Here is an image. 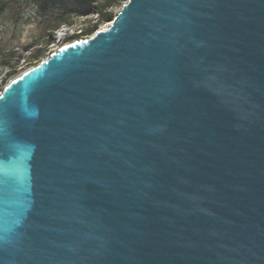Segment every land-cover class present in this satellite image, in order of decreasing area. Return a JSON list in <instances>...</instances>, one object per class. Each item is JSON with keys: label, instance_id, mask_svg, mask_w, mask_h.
Returning a JSON list of instances; mask_svg holds the SVG:
<instances>
[{"label": "water", "instance_id": "obj_1", "mask_svg": "<svg viewBox=\"0 0 264 264\" xmlns=\"http://www.w3.org/2000/svg\"><path fill=\"white\" fill-rule=\"evenodd\" d=\"M0 264H264V0H126L12 77Z\"/></svg>", "mask_w": 264, "mask_h": 264}, {"label": "rangeland", "instance_id": "obj_2", "mask_svg": "<svg viewBox=\"0 0 264 264\" xmlns=\"http://www.w3.org/2000/svg\"><path fill=\"white\" fill-rule=\"evenodd\" d=\"M119 6L114 7L115 12ZM17 9L9 6L0 18V49H12L19 55L17 68H23L35 65L40 59L46 57L50 49L53 47L56 28L52 35L49 36L47 20L53 24L54 19L51 16V8H47L44 13L34 6H23L17 17ZM17 17V18H16ZM75 18V17H74ZM73 18L72 22L75 20ZM109 22V21H108ZM108 22L100 23L101 27ZM92 33V32H91ZM56 44V42H55ZM37 48L44 50L41 57L36 61H28V57L35 52ZM8 67L0 65V85L5 84L4 79ZM6 81V82H7Z\"/></svg>", "mask_w": 264, "mask_h": 264}, {"label": "trees", "instance_id": "obj_3", "mask_svg": "<svg viewBox=\"0 0 264 264\" xmlns=\"http://www.w3.org/2000/svg\"><path fill=\"white\" fill-rule=\"evenodd\" d=\"M124 1L126 0H0V18L9 6L17 9V17L24 5L34 6L41 13H44L50 7L54 22L52 24L50 20H47L46 27H48L49 36H51L56 28L64 24H70L74 17L96 13L98 14L97 21L85 30L86 34H90L100 23L110 21L114 16L112 9L120 6ZM43 52L42 48H37L27 60L37 61ZM18 59L19 55L14 50L0 49V65L8 67L4 79L11 78L17 72ZM4 81L6 83L7 80ZM3 86L0 85V91Z\"/></svg>", "mask_w": 264, "mask_h": 264}, {"label": "built area", "instance_id": "obj_4", "mask_svg": "<svg viewBox=\"0 0 264 264\" xmlns=\"http://www.w3.org/2000/svg\"><path fill=\"white\" fill-rule=\"evenodd\" d=\"M74 19L75 20L73 22H71L70 24L61 25L57 29V31L55 33L54 44L52 45L53 47L50 49L48 54L55 51L60 46L68 44L69 42H71L73 40L80 39V38H87L91 34L96 32L98 29H100V28H102L108 24L107 23L101 27L98 26L92 33L86 34L85 33L86 28L92 26V24L97 21L98 14L90 13L87 15H79V16H76ZM55 42H56V44H55ZM48 54L46 55V57L48 56ZM29 67L30 66L18 68L17 72L12 77L22 73L24 70H26ZM11 78H9L8 81ZM7 82L4 84V86L7 84Z\"/></svg>", "mask_w": 264, "mask_h": 264}]
</instances>
